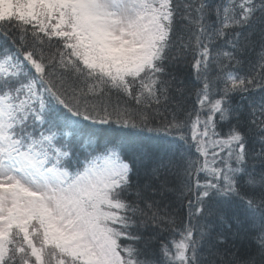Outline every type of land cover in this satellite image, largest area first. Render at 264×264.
<instances>
[{
  "label": "snow or ice",
  "instance_id": "6c2138e0",
  "mask_svg": "<svg viewBox=\"0 0 264 264\" xmlns=\"http://www.w3.org/2000/svg\"><path fill=\"white\" fill-rule=\"evenodd\" d=\"M0 264H264V0H0Z\"/></svg>",
  "mask_w": 264,
  "mask_h": 264
}]
</instances>
